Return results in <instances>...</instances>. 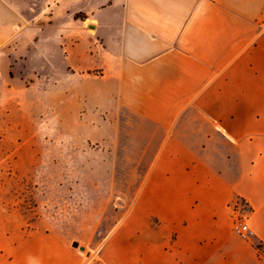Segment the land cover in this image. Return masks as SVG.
Returning <instances> with one entry per match:
<instances>
[{
    "label": "crops",
    "instance_id": "0c3cea01",
    "mask_svg": "<svg viewBox=\"0 0 264 264\" xmlns=\"http://www.w3.org/2000/svg\"><path fill=\"white\" fill-rule=\"evenodd\" d=\"M55 52L63 100L128 117L140 184L92 262L0 204V264H264V0H0V89Z\"/></svg>",
    "mask_w": 264,
    "mask_h": 264
},
{
    "label": "rangeland",
    "instance_id": "374dc122",
    "mask_svg": "<svg viewBox=\"0 0 264 264\" xmlns=\"http://www.w3.org/2000/svg\"><path fill=\"white\" fill-rule=\"evenodd\" d=\"M19 56L14 84L0 89V204L98 260L143 171L128 117L111 124L109 115L87 111L83 98L63 100L68 72L56 52L53 70L40 55L31 65ZM93 87L87 83L82 97Z\"/></svg>",
    "mask_w": 264,
    "mask_h": 264
},
{
    "label": "built area",
    "instance_id": "2783aa9c",
    "mask_svg": "<svg viewBox=\"0 0 264 264\" xmlns=\"http://www.w3.org/2000/svg\"><path fill=\"white\" fill-rule=\"evenodd\" d=\"M239 209L235 210V229L237 233L244 239H250L252 231L249 229L248 224L246 223V205L244 202H240Z\"/></svg>",
    "mask_w": 264,
    "mask_h": 264
},
{
    "label": "water",
    "instance_id": "95a60500",
    "mask_svg": "<svg viewBox=\"0 0 264 264\" xmlns=\"http://www.w3.org/2000/svg\"><path fill=\"white\" fill-rule=\"evenodd\" d=\"M72 246L74 247V248H77V249H79L81 252H85L86 251V248L84 247V246H81L78 242H73L72 243Z\"/></svg>",
    "mask_w": 264,
    "mask_h": 264
}]
</instances>
